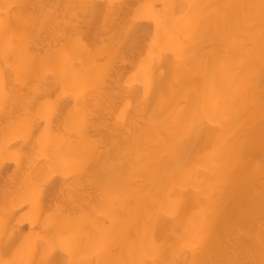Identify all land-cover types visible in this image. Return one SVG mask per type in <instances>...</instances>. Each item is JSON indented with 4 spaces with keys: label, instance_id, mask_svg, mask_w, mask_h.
Returning a JSON list of instances; mask_svg holds the SVG:
<instances>
[{
    "label": "bare ground",
    "instance_id": "bare-ground-1",
    "mask_svg": "<svg viewBox=\"0 0 264 264\" xmlns=\"http://www.w3.org/2000/svg\"><path fill=\"white\" fill-rule=\"evenodd\" d=\"M70 259L264 264V0H0V262Z\"/></svg>",
    "mask_w": 264,
    "mask_h": 264
},
{
    "label": "snow or ice",
    "instance_id": "snow-or-ice-1",
    "mask_svg": "<svg viewBox=\"0 0 264 264\" xmlns=\"http://www.w3.org/2000/svg\"><path fill=\"white\" fill-rule=\"evenodd\" d=\"M112 7L113 6H109V12L111 11ZM139 18L152 19L159 26V14L153 12V6L151 4L141 5L137 9V12H136V15H135L134 19H139ZM106 19H107V16H106ZM156 45H157V41L154 38L153 41H152V43H151V45L149 46V54H148V57L146 58V60L144 62L141 63V66L137 70V73L134 74V77L139 72L146 71L147 70V67H148V65L150 63V61H152V60L155 59V57L153 56V53L155 51ZM167 50L168 51H172L173 52V55H176L177 56V60L178 61L180 60L181 57H180L179 52H177L176 50H174V49H172L170 47ZM163 51L164 50L162 49V52ZM45 111L46 112H50L51 111V108L49 106H46ZM78 112H79V109L77 108V113ZM69 115H70V118H72L75 115V113H70ZM124 116H125V112L122 110V112H121V118H123ZM199 242H200L199 239L192 241V247L193 248H196L198 246ZM56 247H60L64 252H66L69 255L70 258L72 257V254H73V239H72L71 236H64L63 238L59 239L55 244H53L51 246L50 251L54 252L56 250ZM0 264H3V262H0ZM45 264H50V262H48L46 260L45 261ZM69 264H81V262L78 261V260L70 259L69 260Z\"/></svg>",
    "mask_w": 264,
    "mask_h": 264
}]
</instances>
